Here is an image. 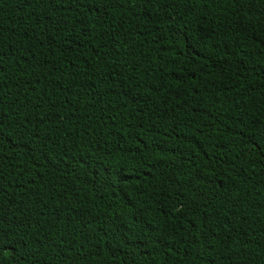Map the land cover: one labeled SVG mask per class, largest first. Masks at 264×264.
Segmentation results:
<instances>
[{
  "label": "trees",
  "instance_id": "16d2710c",
  "mask_svg": "<svg viewBox=\"0 0 264 264\" xmlns=\"http://www.w3.org/2000/svg\"><path fill=\"white\" fill-rule=\"evenodd\" d=\"M0 264H264V0H0Z\"/></svg>",
  "mask_w": 264,
  "mask_h": 264
}]
</instances>
